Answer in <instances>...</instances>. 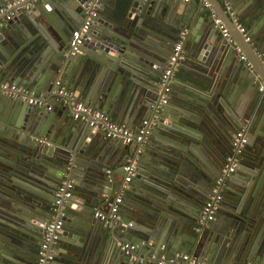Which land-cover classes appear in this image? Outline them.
I'll use <instances>...</instances> for the list:
<instances>
[{
  "label": "water",
  "instance_id": "1",
  "mask_svg": "<svg viewBox=\"0 0 264 264\" xmlns=\"http://www.w3.org/2000/svg\"><path fill=\"white\" fill-rule=\"evenodd\" d=\"M91 1L0 0V80L45 96L30 104L0 91V264H37L56 215L63 234L52 264H138L121 250L127 242L141 246L140 258L157 256L147 263L180 253L206 264H264V0H98L85 43L71 52ZM226 3L244 19L249 42ZM185 32L172 97L157 114L161 78ZM63 89L132 129L159 118L144 142L126 145L74 121ZM240 130L248 142L237 171L218 216L202 225ZM109 167L118 172L108 175ZM68 182L71 197L57 207ZM121 193L122 221L108 228L95 210Z\"/></svg>",
  "mask_w": 264,
  "mask_h": 264
},
{
  "label": "built area",
  "instance_id": "2",
  "mask_svg": "<svg viewBox=\"0 0 264 264\" xmlns=\"http://www.w3.org/2000/svg\"><path fill=\"white\" fill-rule=\"evenodd\" d=\"M98 0H92L87 7V19L86 22L77 30L71 34L69 47L71 52H76L79 48L85 43L87 39V34L89 33L92 25L93 18L97 15L95 12L96 3ZM93 6V9H92ZM207 8H212L211 4L205 2ZM226 12L229 14L231 20L236 25L240 34H242L245 42L250 41V36L247 26L240 20L238 13L235 8L230 4L226 3L225 5ZM212 16L214 18L215 24L218 29L221 31L222 36L228 40L229 43L236 45L233 41L231 34L224 24V22L216 16L214 10L211 9ZM12 16V15H11ZM9 16L8 19L11 17ZM187 32L182 33L180 41L176 44L172 55L167 63V67L164 71V74L161 78V100L158 107L157 114L160 112L162 106H165L169 102L170 93L172 91L171 81L176 75L178 68V60L182 57V41L185 38ZM238 51L239 48H237ZM241 59L246 61L247 58L241 55ZM60 84V82H58ZM0 91L6 93L12 97H23L30 104H43L44 96L36 94V92L24 85H18L15 83H0ZM260 91L264 93V87L260 88ZM60 93L66 95L71 100L72 113L71 116L75 121L82 122L90 125L96 131H102L106 138L122 141L126 145H132L135 143L144 142L145 138L149 134V129L158 120L159 115H156L154 118L145 119L140 123V126L136 129H131L126 125H120L116 123L110 115L106 112L94 109L87 102L83 100L76 99L71 91L62 90ZM67 103V102H66ZM248 136L245 130H240L236 133L233 148V155L227 158V165L223 169L222 176L216 180L213 188V194L210 196L209 201L206 203V206L203 211L200 223L206 225L208 222L214 220V215L218 209L219 203L223 199V190L225 187V181L233 173L239 164L238 155L241 152V149L247 144ZM135 162L129 164L125 167L126 176L124 178V187L133 182L135 173ZM74 190V183L68 182L64 183V186L59 190L56 201V206H60L64 199L71 197V191ZM123 193L117 196L114 203H107L104 207H99L95 210V218L100 220L104 226L108 228H114L119 225L122 221V216L119 213V206L123 201ZM57 212V209H56ZM131 225V224H129ZM123 227L128 225L122 223ZM63 233V221L59 218V215H56L53 220H51L44 228L43 237L41 246L38 253V262L37 264H52L55 260V250L54 246L60 240ZM152 244V243H151ZM121 250L125 253L126 256L138 263H145L148 260H157L155 254L147 256L145 258H140L141 246L134 243H121ZM156 264H206L198 261L195 257L189 254H177L171 259H167L166 256L162 258ZM254 264V263H248Z\"/></svg>",
  "mask_w": 264,
  "mask_h": 264
},
{
  "label": "crops",
  "instance_id": "3",
  "mask_svg": "<svg viewBox=\"0 0 264 264\" xmlns=\"http://www.w3.org/2000/svg\"><path fill=\"white\" fill-rule=\"evenodd\" d=\"M236 10V9H235ZM236 12H237V10H236ZM238 13V12H237ZM238 16H239V18H240V20L245 24V22H244V19L243 18H241V16L239 15V13H238ZM245 26H246V24H245ZM248 28V27H247ZM0 83H2V80H0ZM7 83H13V82H11V81H8ZM175 86L176 87H180L181 85H182V83L180 82V81H176L175 83ZM175 86H174V88H175ZM74 94V93H73ZM42 96H44V95H42ZM45 97V96H44ZM172 97V95L170 94V98ZM169 98V99H170ZM47 100H48V98H46ZM74 120V119H73ZM75 121V120H74ZM124 125H126V124H124ZM127 127H130V126H128V125H126ZM140 126V123L137 125V127H139ZM131 128V127H130ZM132 129V128H131ZM116 172H118V170L116 169V168H110L109 167V171L107 172L108 173V175H112V174H116ZM132 195H135V194H132ZM120 212V211H119ZM120 213H122V211L120 212ZM126 217V216H125ZM123 218V217H122ZM63 234V233H62ZM72 236V235H71ZM74 237L75 236H77V235H73ZM61 237H62V235H61ZM78 237V236H77ZM81 237V236H80ZM61 239V238H60ZM138 263V262H137ZM138 264H154V263H147V262H145V263H138Z\"/></svg>",
  "mask_w": 264,
  "mask_h": 264
},
{
  "label": "flooded vegetation",
  "instance_id": "4",
  "mask_svg": "<svg viewBox=\"0 0 264 264\" xmlns=\"http://www.w3.org/2000/svg\"><path fill=\"white\" fill-rule=\"evenodd\" d=\"M70 38H71V37H69V44H70ZM145 140H146V138H145ZM233 140H234V139H233ZM227 158H228V157H227ZM226 160H227V159H226ZM223 162H224V160H223ZM225 165H226V164H225ZM224 168H225V166L222 168V172H223V169H224ZM236 171H237V169L234 171V173H235ZM221 176H222V173H221ZM219 178H220V177H219ZM215 182H216V181H215ZM215 182H214V184H215ZM216 215H217V214L214 215V220H215ZM217 216H218V215H217Z\"/></svg>",
  "mask_w": 264,
  "mask_h": 264
},
{
  "label": "rangeland",
  "instance_id": "5",
  "mask_svg": "<svg viewBox=\"0 0 264 264\" xmlns=\"http://www.w3.org/2000/svg\"><path fill=\"white\" fill-rule=\"evenodd\" d=\"M226 5V4H225Z\"/></svg>",
  "mask_w": 264,
  "mask_h": 264
}]
</instances>
